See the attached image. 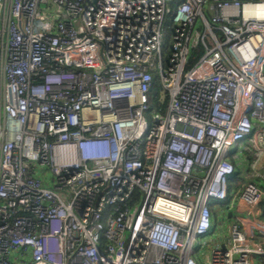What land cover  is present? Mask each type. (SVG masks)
I'll return each instance as SVG.
<instances>
[{
	"label": "built area",
	"instance_id": "2783aa9c",
	"mask_svg": "<svg viewBox=\"0 0 264 264\" xmlns=\"http://www.w3.org/2000/svg\"><path fill=\"white\" fill-rule=\"evenodd\" d=\"M242 156L264 166V0H0V264H251L211 208H260Z\"/></svg>",
	"mask_w": 264,
	"mask_h": 264
},
{
	"label": "crops",
	"instance_id": "0c3cea01",
	"mask_svg": "<svg viewBox=\"0 0 264 264\" xmlns=\"http://www.w3.org/2000/svg\"><path fill=\"white\" fill-rule=\"evenodd\" d=\"M246 157L242 156L241 165L237 167L236 175L231 182V188L237 190L245 182H257L264 190V179L262 178L264 175L263 164L257 170L258 172H254ZM248 157L253 159V155L248 154ZM237 184L239 185L237 186ZM218 206L212 205L213 216H216L215 210H219L217 216H220V219L225 224L224 226H228V229L222 231L223 227L219 229L216 227L215 232H222L224 235L226 231H229L231 222H238L240 227L248 233L250 237L249 244L256 249L252 255L251 264H264V200L260 208L255 210H248L244 204L233 197L228 202L219 204Z\"/></svg>",
	"mask_w": 264,
	"mask_h": 264
},
{
	"label": "rangeland",
	"instance_id": "374dc122",
	"mask_svg": "<svg viewBox=\"0 0 264 264\" xmlns=\"http://www.w3.org/2000/svg\"><path fill=\"white\" fill-rule=\"evenodd\" d=\"M173 8H175V5L173 6ZM174 27L175 24L172 21V14L168 15L167 18L164 21L163 24V43H162V48H163V58L164 61L167 60L168 55L170 53L171 47H172V43H173V33H174ZM159 83V77L157 76L156 78V84ZM156 110L155 108L151 105L149 109H147L145 111V117L146 120L149 124V126L152 124L153 122V115L155 114ZM244 182V181H243ZM218 206V205H217ZM219 207V206H218ZM219 213V210H215V215L214 218L216 219V221H218L219 216H217ZM218 224V222H217ZM223 227V223L218 225V228H222ZM224 229H228V226H224L222 228V231ZM228 233V231H226V233L224 234V236H226Z\"/></svg>",
	"mask_w": 264,
	"mask_h": 264
},
{
	"label": "trees",
	"instance_id": "16d2710c",
	"mask_svg": "<svg viewBox=\"0 0 264 264\" xmlns=\"http://www.w3.org/2000/svg\"><path fill=\"white\" fill-rule=\"evenodd\" d=\"M159 89H160V84L159 83H157V85H156V87H155V90L158 92V95H160V93H159ZM239 184H237V186H238Z\"/></svg>",
	"mask_w": 264,
	"mask_h": 264
}]
</instances>
